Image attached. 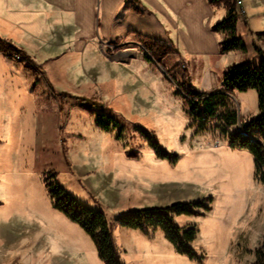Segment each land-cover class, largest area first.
I'll list each match as a JSON object with an SVG mask.
<instances>
[{
    "label": "rangeland",
    "instance_id": "obj_1",
    "mask_svg": "<svg viewBox=\"0 0 264 264\" xmlns=\"http://www.w3.org/2000/svg\"><path fill=\"white\" fill-rule=\"evenodd\" d=\"M209 3L217 10L214 25L233 11L244 49L187 55L169 28L176 51L158 61L161 43L131 32L114 47L103 45L102 52L91 47L93 55L69 66L60 86L40 92L35 103L45 118L41 135L0 137L7 190L0 198V264H104L92 239L56 209L49 181L112 222L132 208L213 197L204 215L175 217L179 226L197 228L192 246L204 256L201 261L179 254L161 229L146 233L113 222L125 264H255L264 236V184L255 179L252 155L231 147L227 135L243 130L258 113L257 93H225L222 76L231 65L259 64L255 48L264 52L258 35L264 31V0ZM219 33V43L230 36ZM3 51L31 65L17 48ZM190 86L224 92L214 117L192 114L185 94ZM60 92L87 98V106L58 97ZM101 113L110 121L108 129L97 123ZM30 124L29 131L40 132ZM141 130L154 133L178 161L158 157Z\"/></svg>",
    "mask_w": 264,
    "mask_h": 264
},
{
    "label": "crops",
    "instance_id": "obj_2",
    "mask_svg": "<svg viewBox=\"0 0 264 264\" xmlns=\"http://www.w3.org/2000/svg\"><path fill=\"white\" fill-rule=\"evenodd\" d=\"M216 16L209 0H0V41L31 62L8 57L0 46V137L41 135L39 123L45 118L35 103L40 92L60 86L69 66L93 55L91 47L102 52L103 45L114 47L137 31L176 51L169 44L170 28L187 55L215 53L220 50V33L212 28ZM31 121L40 132L29 131ZM2 177L0 198L7 196Z\"/></svg>",
    "mask_w": 264,
    "mask_h": 264
},
{
    "label": "trees",
    "instance_id": "obj_3",
    "mask_svg": "<svg viewBox=\"0 0 264 264\" xmlns=\"http://www.w3.org/2000/svg\"><path fill=\"white\" fill-rule=\"evenodd\" d=\"M230 1L210 0L213 4H228ZM236 23L237 18L230 10L224 19L212 27L216 32L230 34L229 38L220 43L221 53L245 48L240 37L236 36ZM258 35L264 38V31L259 32ZM154 44L158 45V43ZM0 46L10 52L16 50L15 47L3 41H0ZM172 52H174L172 48L161 44L156 59L161 61L163 57ZM255 52L260 58L259 64L252 66L245 63L227 67L223 72L222 86L225 93L249 90H254L257 93L258 113L243 123V130L239 129L228 133L227 139L231 147L245 150L253 156L255 179L264 184V52L260 48H255ZM185 94L189 100L192 114L203 119L214 117L221 102L218 100L225 97L224 92L207 94L198 91L193 86L185 88ZM65 96L74 98L81 106H87L88 101L85 97ZM97 123L104 129L110 127V121L102 113L97 116ZM141 132L158 157L173 163L178 161V155L164 148L154 133L146 130H141ZM252 134L256 135L258 140H252L250 137ZM127 155L134 158L138 156L133 151L127 152ZM47 187L54 198L56 209L81 227L92 239L104 264H125L121 252L114 242L113 222H117L121 227L137 229L146 233L161 229L179 254L190 260L201 261L204 258V256L198 255L192 246L198 233L197 228L195 226H179L175 222V217L204 215L205 212L211 210L212 196L193 201H176L166 206L128 209L117 214L112 222L105 212L78 202L56 182L49 181ZM255 264H264V236L260 247L255 251Z\"/></svg>",
    "mask_w": 264,
    "mask_h": 264
},
{
    "label": "built area",
    "instance_id": "obj_4",
    "mask_svg": "<svg viewBox=\"0 0 264 264\" xmlns=\"http://www.w3.org/2000/svg\"><path fill=\"white\" fill-rule=\"evenodd\" d=\"M14 59H16V60H23V57L20 54L16 53L14 55Z\"/></svg>",
    "mask_w": 264,
    "mask_h": 264
}]
</instances>
